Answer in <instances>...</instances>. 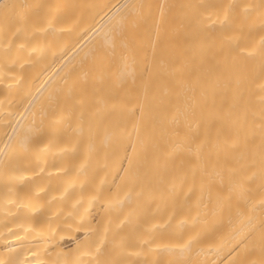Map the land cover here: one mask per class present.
<instances>
[{
	"label": "bare ground",
	"instance_id": "1",
	"mask_svg": "<svg viewBox=\"0 0 264 264\" xmlns=\"http://www.w3.org/2000/svg\"><path fill=\"white\" fill-rule=\"evenodd\" d=\"M0 264H264V0H0Z\"/></svg>",
	"mask_w": 264,
	"mask_h": 264
}]
</instances>
